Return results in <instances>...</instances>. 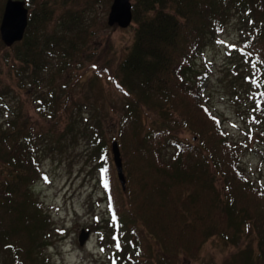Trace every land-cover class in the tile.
<instances>
[{
	"label": "trees",
	"instance_id": "obj_1",
	"mask_svg": "<svg viewBox=\"0 0 264 264\" xmlns=\"http://www.w3.org/2000/svg\"><path fill=\"white\" fill-rule=\"evenodd\" d=\"M23 1L31 7L39 0ZM6 2L0 0V25ZM52 12L41 3L29 16L24 40L11 47L32 69L34 81L54 65L66 67L78 48L74 37L70 41L75 27L64 17L46 34ZM235 16L242 32L239 50L256 61L264 88V0H134L136 28L127 57L118 64L108 42L95 61L98 72L119 71L127 98L113 141L122 154L125 194L100 124L88 139L91 158L104 168L100 181L112 221L103 229L112 243L118 240L110 264H180L183 255L197 258L215 237L234 247L223 264H264V185H256L244 169L241 148L210 112L204 79L196 75L199 55ZM261 93L255 109L264 120V89ZM37 106L43 117L54 118L62 102L50 89ZM180 128L193 133L191 142L177 136ZM42 142L35 127L22 129L17 121L0 126V254L12 264L43 260L50 217L32 194Z\"/></svg>",
	"mask_w": 264,
	"mask_h": 264
},
{
	"label": "rangeland",
	"instance_id": "obj_2",
	"mask_svg": "<svg viewBox=\"0 0 264 264\" xmlns=\"http://www.w3.org/2000/svg\"><path fill=\"white\" fill-rule=\"evenodd\" d=\"M113 1L39 0L28 7L32 15L41 3H47L53 12L46 34L57 29L64 17L75 27L70 41L74 37L79 43L66 67L58 70L54 65L52 71L41 73L35 81L32 69L27 70L17 58V50L5 45L0 50V126L17 121V127H35L43 136L40 176L32 186L43 214L50 217L47 243L40 254L43 260H38L41 264H110L111 256L116 254L118 240L112 243L103 229L104 222L112 221L100 181L104 168L98 159L91 158L88 140L100 124L111 149L119 137V123L127 104L118 83L122 84L119 71L112 76L98 72L101 69L95 65L109 49L108 42L112 46L110 57L116 56L118 64L134 42L136 24L128 29L108 25ZM239 23V17H233L222 35L199 55L196 75L204 79V102L241 148L242 165L260 186L264 185V120L255 108L264 88L258 80L256 61L239 50ZM84 31L85 38L81 35ZM107 64L101 62L103 67ZM50 89L60 96L62 108L56 117L45 118L37 104ZM68 129L72 131L65 134ZM176 134L187 142L194 138L187 128H180ZM214 181L223 191L222 182L216 178ZM83 230L91 231L85 246L79 242ZM233 249L220 238H211L197 258L183 255L180 264H223ZM12 262L9 256L0 254V264Z\"/></svg>",
	"mask_w": 264,
	"mask_h": 264
},
{
	"label": "water",
	"instance_id": "obj_3",
	"mask_svg": "<svg viewBox=\"0 0 264 264\" xmlns=\"http://www.w3.org/2000/svg\"><path fill=\"white\" fill-rule=\"evenodd\" d=\"M30 10L23 0H7L1 25L0 35L3 44L11 48L21 43L29 26ZM133 24V2L132 0H114L108 18L110 27L128 29ZM113 162L117 171L123 191L127 190V180L121 150L118 142H113L111 147ZM91 237V231H82L79 238L81 246H85Z\"/></svg>",
	"mask_w": 264,
	"mask_h": 264
}]
</instances>
